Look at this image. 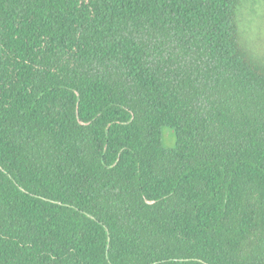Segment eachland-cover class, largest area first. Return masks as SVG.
Returning a JSON list of instances; mask_svg holds the SVG:
<instances>
[{
  "label": "trees",
  "instance_id": "trees-1",
  "mask_svg": "<svg viewBox=\"0 0 264 264\" xmlns=\"http://www.w3.org/2000/svg\"><path fill=\"white\" fill-rule=\"evenodd\" d=\"M239 4L0 0V264H264Z\"/></svg>",
  "mask_w": 264,
  "mask_h": 264
},
{
  "label": "rangeland",
  "instance_id": "rangeland-1",
  "mask_svg": "<svg viewBox=\"0 0 264 264\" xmlns=\"http://www.w3.org/2000/svg\"><path fill=\"white\" fill-rule=\"evenodd\" d=\"M238 23L244 44L264 60V0H240ZM162 134L164 147L174 148L175 131L165 126L162 128Z\"/></svg>",
  "mask_w": 264,
  "mask_h": 264
}]
</instances>
